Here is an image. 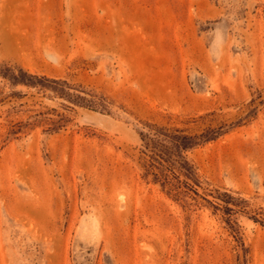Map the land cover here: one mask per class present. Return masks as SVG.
Returning <instances> with one entry per match:
<instances>
[{
  "label": "rangeland",
  "instance_id": "1",
  "mask_svg": "<svg viewBox=\"0 0 264 264\" xmlns=\"http://www.w3.org/2000/svg\"><path fill=\"white\" fill-rule=\"evenodd\" d=\"M0 264H264V0H0Z\"/></svg>",
  "mask_w": 264,
  "mask_h": 264
},
{
  "label": "trees",
  "instance_id": "2",
  "mask_svg": "<svg viewBox=\"0 0 264 264\" xmlns=\"http://www.w3.org/2000/svg\"><path fill=\"white\" fill-rule=\"evenodd\" d=\"M185 137V136H184ZM183 146V145H182ZM184 146H185V144H184Z\"/></svg>",
  "mask_w": 264,
  "mask_h": 264
}]
</instances>
